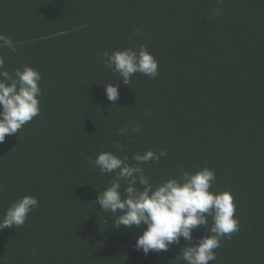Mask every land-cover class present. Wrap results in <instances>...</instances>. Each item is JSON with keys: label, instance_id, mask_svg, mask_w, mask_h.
Returning <instances> with one entry per match:
<instances>
[{"label": "trees", "instance_id": "1", "mask_svg": "<svg viewBox=\"0 0 264 264\" xmlns=\"http://www.w3.org/2000/svg\"><path fill=\"white\" fill-rule=\"evenodd\" d=\"M0 34L16 48H0L9 72L42 74L40 114L0 143V218L39 199L23 227L0 231V264H185L183 238L145 255L144 228L116 229L96 203L114 173L89 157L147 150L167 152L143 165L154 186L208 167L213 190L234 193L239 231L208 264H264V0H0ZM141 45L159 75L125 85L102 53ZM106 83L119 84L114 105ZM210 234L202 226L192 243Z\"/></svg>", "mask_w": 264, "mask_h": 264}, {"label": "clouds", "instance_id": "2", "mask_svg": "<svg viewBox=\"0 0 264 264\" xmlns=\"http://www.w3.org/2000/svg\"><path fill=\"white\" fill-rule=\"evenodd\" d=\"M213 12L219 16L223 9H213ZM137 35L142 33L137 30ZM2 47L16 50L12 39L0 34ZM102 59L104 66L118 73L125 85H130L136 73L150 79L159 75V61L145 45L111 53L105 51ZM41 80L40 71L29 65L9 72L5 68L4 57L0 55V143L40 114ZM105 92L114 105L120 96L119 84L106 83ZM140 130L141 125L136 123L131 127L125 125L118 129V133L123 136L131 132L135 135ZM116 147L123 151V145L116 144ZM166 154V150L138 152L132 156V162L127 155L119 156L111 151L100 152L95 159L89 157L88 163L101 174L114 173L109 186L100 190L96 203L102 206L103 212L111 215L116 229L121 226L126 229L133 226L144 228L135 247L145 255L166 252L173 244L179 245L183 238L187 244L181 247L177 257L185 264L216 261V249L240 228L234 193L230 190L214 191L216 173L208 167L195 172L181 168L178 178L170 177L154 186L143 165L159 161ZM125 185L126 190L121 191ZM2 190L3 184L0 183ZM38 207L39 199L31 195L12 202L0 218V231L23 227L29 214ZM209 217L212 219L211 226ZM202 226H207L211 234L202 236L198 243H192L193 231Z\"/></svg>", "mask_w": 264, "mask_h": 264}]
</instances>
